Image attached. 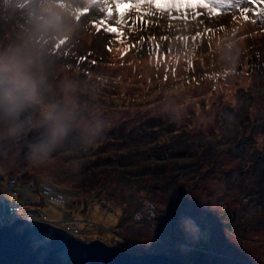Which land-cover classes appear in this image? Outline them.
Instances as JSON below:
<instances>
[{"label":"rangeland","instance_id":"rangeland-1","mask_svg":"<svg viewBox=\"0 0 264 264\" xmlns=\"http://www.w3.org/2000/svg\"><path fill=\"white\" fill-rule=\"evenodd\" d=\"M41 3L71 16L73 27L47 42L40 101L22 127L0 125L3 175L39 178L19 185L34 181L39 210L53 221L64 210L85 239L184 264H196L199 250L204 264H264V0H232L196 17L153 9L123 19L114 0H3L15 9L2 19L10 25L0 52ZM57 110L71 117L69 135L34 165L22 140L44 134L43 117ZM49 183L69 194L65 204L46 202Z\"/></svg>","mask_w":264,"mask_h":264},{"label":"clouds","instance_id":"clouds-1","mask_svg":"<svg viewBox=\"0 0 264 264\" xmlns=\"http://www.w3.org/2000/svg\"><path fill=\"white\" fill-rule=\"evenodd\" d=\"M40 11L29 13V24L18 42L0 52V125L19 130L21 118L40 101V90L46 80L50 49L46 44L73 27V18L56 9L52 3L38 5ZM71 117L57 110L49 118L44 134L29 145L28 159L39 165L69 135ZM93 131L104 134L103 122L97 121Z\"/></svg>","mask_w":264,"mask_h":264},{"label":"water","instance_id":"water-1","mask_svg":"<svg viewBox=\"0 0 264 264\" xmlns=\"http://www.w3.org/2000/svg\"><path fill=\"white\" fill-rule=\"evenodd\" d=\"M0 264H184L166 253H130L85 239L48 220L16 218L0 225Z\"/></svg>","mask_w":264,"mask_h":264},{"label":"built area","instance_id":"built-area-1","mask_svg":"<svg viewBox=\"0 0 264 264\" xmlns=\"http://www.w3.org/2000/svg\"><path fill=\"white\" fill-rule=\"evenodd\" d=\"M0 225H3L16 218L43 219L56 225H62L73 234L80 236L81 228L74 224L67 212L63 210L61 221L48 219V212H42L38 208L40 201L32 196L31 189L35 186L33 183H23L19 185V180L14 175H3L0 173ZM46 196V202L65 204L67 195L64 191L57 190L50 184L43 187ZM9 194L10 196H7ZM144 212L143 209L137 213ZM62 222L61 224H59Z\"/></svg>","mask_w":264,"mask_h":264},{"label":"snow or ice","instance_id":"snow-or-ice-1","mask_svg":"<svg viewBox=\"0 0 264 264\" xmlns=\"http://www.w3.org/2000/svg\"><path fill=\"white\" fill-rule=\"evenodd\" d=\"M231 2L232 0H114L115 8L121 19L131 11L142 16L151 15L153 9L161 13L166 12L169 16L176 12L186 17L191 12L192 16L196 17L204 14L199 11L200 9H206L208 14H218V8H227L231 5ZM105 3H107V0H105ZM101 11L106 12L108 16L112 15L111 7L103 8ZM248 11V8H242L243 13ZM244 18L248 19L247 15ZM93 26H96L95 21ZM106 30L114 33L118 40L123 35L122 31L114 25H109Z\"/></svg>","mask_w":264,"mask_h":264},{"label":"trees","instance_id":"trees-1","mask_svg":"<svg viewBox=\"0 0 264 264\" xmlns=\"http://www.w3.org/2000/svg\"><path fill=\"white\" fill-rule=\"evenodd\" d=\"M10 6L12 7V5H8L7 7L6 6H3V0H2V2H0V20H1L0 21V36H2L6 32V27H8L10 25V23H8V25L6 27H3V23L4 22L2 21V19L8 21L9 20L8 19L9 18V14H8L9 11L8 10L15 9L14 7L9 8ZM18 7L19 6H17V8ZM4 10L7 11V12H5ZM3 13L5 14V16L3 15ZM43 119L45 121H48L49 120V117L48 118L47 117H43ZM31 131H33V129H31ZM231 132L232 131L230 130L229 133H231ZM42 135L35 134L34 136L32 135L29 138L23 139L22 140V146H21V151L20 152H23V153L28 154L29 145L32 144V143H34L35 141H37ZM75 153H76V150L67 151V154L65 155V157L68 159L69 157L75 155ZM56 157H58V156H56ZM69 168H71V167H69ZM6 170H7V168H4L2 166V164H1V157H0V173L3 174ZM60 174H61V172H59V170L57 171L56 168H54L53 171L50 173V176H58L59 177ZM26 177H27V175L24 174V173H22L21 175L19 174L17 178H18V180H23V178H26ZM27 178L28 179H26V180L33 179L36 183L41 182V180L39 178H37V177H33V178L27 177ZM131 183H133V181L130 180V179H128V180L127 179L126 180L120 179L119 180V184H128L129 185ZM65 193H66V195H69L66 191H65ZM194 260L196 261L195 262L196 264H204L205 259L203 257V251L202 250H199L198 251V255L194 258Z\"/></svg>","mask_w":264,"mask_h":264},{"label":"bare ground","instance_id":"bare-ground-1","mask_svg":"<svg viewBox=\"0 0 264 264\" xmlns=\"http://www.w3.org/2000/svg\"><path fill=\"white\" fill-rule=\"evenodd\" d=\"M50 184V183H49ZM52 184V183H51ZM56 187V186H55Z\"/></svg>","mask_w":264,"mask_h":264}]
</instances>
